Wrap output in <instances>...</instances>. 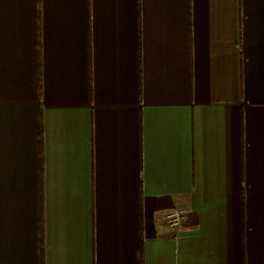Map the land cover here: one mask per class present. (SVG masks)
Segmentation results:
<instances>
[{
  "label": "crops",
  "instance_id": "0c3cea01",
  "mask_svg": "<svg viewBox=\"0 0 264 264\" xmlns=\"http://www.w3.org/2000/svg\"><path fill=\"white\" fill-rule=\"evenodd\" d=\"M0 264H264V0H0Z\"/></svg>",
  "mask_w": 264,
  "mask_h": 264
},
{
  "label": "built area",
  "instance_id": "2783aa9c",
  "mask_svg": "<svg viewBox=\"0 0 264 264\" xmlns=\"http://www.w3.org/2000/svg\"><path fill=\"white\" fill-rule=\"evenodd\" d=\"M187 210L184 208H174L167 212L166 221L172 227H178L186 218Z\"/></svg>",
  "mask_w": 264,
  "mask_h": 264
}]
</instances>
